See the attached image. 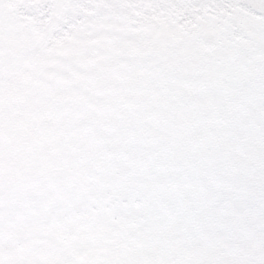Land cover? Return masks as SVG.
Returning <instances> with one entry per match:
<instances>
[{
    "label": "snow or ice",
    "instance_id": "snow-or-ice-1",
    "mask_svg": "<svg viewBox=\"0 0 264 264\" xmlns=\"http://www.w3.org/2000/svg\"><path fill=\"white\" fill-rule=\"evenodd\" d=\"M0 264H264V0H0Z\"/></svg>",
    "mask_w": 264,
    "mask_h": 264
}]
</instances>
